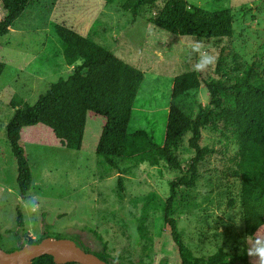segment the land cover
Instances as JSON below:
<instances>
[{"label": "rangeland", "instance_id": "1", "mask_svg": "<svg viewBox=\"0 0 264 264\" xmlns=\"http://www.w3.org/2000/svg\"><path fill=\"white\" fill-rule=\"evenodd\" d=\"M125 0H32L22 16L0 38V248L15 247L12 231L21 215L24 243L41 236L65 239L81 248L103 251L123 264H181L165 209L170 182L189 176L195 155L186 136L178 150L181 170L162 163L143 164L125 172L98 166L95 149L104 119L86 115L80 147L62 146L44 125L23 128L21 138L31 167L33 186L26 198L18 192L17 165L3 128L13 116L11 101L33 104L51 83L74 73L78 63L64 61L51 24H60L96 42L115 57L144 73L134 103L135 127L153 131L161 142L171 102L172 80L187 72L199 76V89L179 106L206 108L218 89L209 85L233 77L235 56L255 66L264 78V0H186L212 10L229 9L233 33L224 39L174 36L148 23V16L131 22L121 6ZM4 11L0 5V20ZM217 56L201 72L193 70L199 52ZM55 55V57H54ZM201 147L213 149L198 166L192 188H181L169 217L176 221L183 243L194 258L225 252L233 264H251L243 238L249 234L252 212L243 201V177L231 174L228 159L236 147L218 133L201 128ZM122 187L118 185V180ZM36 195L37 213L22 205ZM240 222V223H239ZM236 223H239L237 225ZM264 223V216H263ZM31 225V227L29 226ZM260 226V225H259ZM259 227L255 228L254 234ZM94 231L93 233L91 232ZM46 239V238H45ZM29 245V244H26Z\"/></svg>", "mask_w": 264, "mask_h": 264}, {"label": "trees", "instance_id": "2", "mask_svg": "<svg viewBox=\"0 0 264 264\" xmlns=\"http://www.w3.org/2000/svg\"><path fill=\"white\" fill-rule=\"evenodd\" d=\"M32 0H0L4 17L0 20V38L5 36L22 16ZM122 10L130 15L131 22L148 16V23L174 36L193 37L196 40L224 39L232 36L233 15L229 9H203L186 0H125ZM64 61L78 63L74 73L51 83L47 91L31 105L19 104L17 96L11 101L13 116L3 128L4 136L17 165V188L21 198H26L33 186L31 167L21 138L23 128L47 126L62 146L71 150L80 147L84 135L86 115L93 113L105 121L95 149L97 165L105 171L125 172L147 164L158 167L162 163L174 170H181L178 150L186 136L195 155L190 162L189 176L183 175L170 182L165 209L171 238L177 248L181 264H233L222 250L206 258H194L185 247L177 230L176 221L169 217L173 201L181 188H192L198 178V166L213 153V149L201 147V128L218 133L236 147L230 156L231 174L243 177V201L251 209L254 222L249 228L252 234L263 223L264 216V78L255 66L235 56L232 79L209 85L217 88L206 108L179 106L176 102L190 98L199 89L196 72H187L172 80L171 102L168 107L163 140L159 142L153 131L135 127L134 103L144 82V73L115 57L96 42L60 24H51ZM55 57V55H54ZM118 180V185L122 187ZM23 222L17 218V228L12 231L15 247L37 244L20 233ZM93 233L94 231L91 230ZM78 247L79 244L76 243ZM81 248V247H80ZM104 260L107 264H123L103 251L81 248ZM31 264H56L53 258L42 255ZM77 264V263H66ZM132 264H147L134 261Z\"/></svg>", "mask_w": 264, "mask_h": 264}, {"label": "water", "instance_id": "3", "mask_svg": "<svg viewBox=\"0 0 264 264\" xmlns=\"http://www.w3.org/2000/svg\"><path fill=\"white\" fill-rule=\"evenodd\" d=\"M42 255L51 256L56 264H107L98 256L82 250L73 241L51 238L12 252H3L0 248V264H31L33 259Z\"/></svg>", "mask_w": 264, "mask_h": 264}, {"label": "clouds", "instance_id": "4", "mask_svg": "<svg viewBox=\"0 0 264 264\" xmlns=\"http://www.w3.org/2000/svg\"><path fill=\"white\" fill-rule=\"evenodd\" d=\"M201 48L202 45L200 42H196L193 47V51L200 53L197 63L193 66V70L197 72L204 71L218 59L217 56L211 55L207 51H201ZM22 206L32 213H37L40 207L38 197L36 195H30ZM239 223L236 224L239 225ZM29 226L31 227V225ZM243 241L251 264H264V223L260 224L254 234L245 236Z\"/></svg>", "mask_w": 264, "mask_h": 264}]
</instances>
